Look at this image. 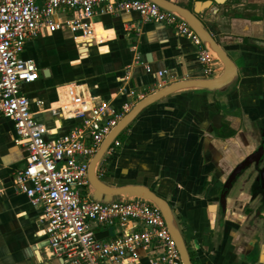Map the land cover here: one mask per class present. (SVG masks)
<instances>
[{
    "label": "crops",
    "instance_id": "1",
    "mask_svg": "<svg viewBox=\"0 0 264 264\" xmlns=\"http://www.w3.org/2000/svg\"><path fill=\"white\" fill-rule=\"evenodd\" d=\"M173 1L192 11L208 3L197 15L236 64L237 76L224 89H182L146 107L106 153L100 176L115 186L146 185L166 198L193 264H264V0ZM92 21L97 36L91 42L76 41L67 28L44 30L22 52L39 68L38 79L22 84V91L35 119L50 130L46 138L63 136L80 122L67 111L49 110L64 103L69 84L121 110L142 99L138 94L223 72L214 54L215 71L206 75L199 46L167 23L101 9ZM136 56L149 69L133 64L128 72ZM15 137L14 122L1 116L0 264H66L39 234L41 207L13 186L14 171L27 156ZM107 230L109 237L120 233L118 226Z\"/></svg>",
    "mask_w": 264,
    "mask_h": 264
},
{
    "label": "built area",
    "instance_id": "2",
    "mask_svg": "<svg viewBox=\"0 0 264 264\" xmlns=\"http://www.w3.org/2000/svg\"><path fill=\"white\" fill-rule=\"evenodd\" d=\"M98 9L136 11L144 21L171 25L177 35L199 46L198 57L206 75L215 71L214 54L191 26L152 0H0V117L14 122L15 141L27 150L23 167L14 171L13 186L33 206L41 207L39 221L44 228L39 234L47 236L51 254L66 264H144L141 252L147 256L145 264H183L156 205L139 197L106 202L90 195L89 162L133 103L124 104L121 110L111 102L97 104L94 97L83 95L79 85L69 84L64 103L49 110L53 115L67 111L80 122L63 136L46 138L50 130L35 119L31 100L22 91V84L39 77L36 60L22 57L27 41L44 30L67 28L76 41L91 42L97 36L92 19ZM133 64L149 69L136 56L128 72ZM137 96L143 98L144 94ZM120 144L116 138L107 153ZM114 226L120 228L118 235L96 237V232Z\"/></svg>",
    "mask_w": 264,
    "mask_h": 264
},
{
    "label": "water",
    "instance_id": "3",
    "mask_svg": "<svg viewBox=\"0 0 264 264\" xmlns=\"http://www.w3.org/2000/svg\"><path fill=\"white\" fill-rule=\"evenodd\" d=\"M162 8L176 14L182 20L186 21L191 28L200 37L202 44L212 53H216V59L224 66L223 72L219 76L212 78H197L177 81L164 86L154 93L147 95L136 102L131 109L126 112L117 124L105 136L97 151L91 158L88 167V179L90 186V195L98 201L123 200L127 198L139 197L146 199L156 205L163 213L167 226L176 241L178 251L183 264H193L186 241L182 234L180 225L176 219L175 213L169 201L152 190L150 187L142 184H127L115 186L101 178L99 175V166L111 147L113 141L130 125V123L149 105L157 100L170 95L182 89L202 88L210 91L221 90L230 85L236 78L238 70L232 58L226 50L218 43L216 38L206 28L200 17L197 15L200 9L208 3H201L199 7L192 11L173 0H152ZM98 239L105 238L109 231H98L95 233Z\"/></svg>",
    "mask_w": 264,
    "mask_h": 264
},
{
    "label": "rangeland",
    "instance_id": "4",
    "mask_svg": "<svg viewBox=\"0 0 264 264\" xmlns=\"http://www.w3.org/2000/svg\"><path fill=\"white\" fill-rule=\"evenodd\" d=\"M123 135H124V133H122V134L120 135V137H123ZM85 191H86V190H83V193H85Z\"/></svg>",
    "mask_w": 264,
    "mask_h": 264
},
{
    "label": "bare ground",
    "instance_id": "5",
    "mask_svg": "<svg viewBox=\"0 0 264 264\" xmlns=\"http://www.w3.org/2000/svg\"><path fill=\"white\" fill-rule=\"evenodd\" d=\"M216 56H217V54L216 53H214Z\"/></svg>",
    "mask_w": 264,
    "mask_h": 264
},
{
    "label": "trees",
    "instance_id": "6",
    "mask_svg": "<svg viewBox=\"0 0 264 264\" xmlns=\"http://www.w3.org/2000/svg\"><path fill=\"white\" fill-rule=\"evenodd\" d=\"M120 136V135H119Z\"/></svg>",
    "mask_w": 264,
    "mask_h": 264
}]
</instances>
